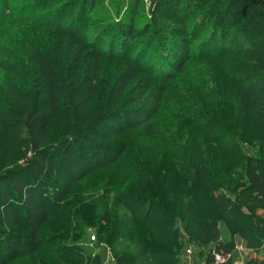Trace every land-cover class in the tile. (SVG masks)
I'll return each mask as SVG.
<instances>
[{"label":"trees","instance_id":"1","mask_svg":"<svg viewBox=\"0 0 264 264\" xmlns=\"http://www.w3.org/2000/svg\"><path fill=\"white\" fill-rule=\"evenodd\" d=\"M201 2L208 6L201 15L214 23L212 37L219 38L203 40L191 52L186 50L184 60L172 61L182 72L175 78L177 84L185 85L182 92L173 88V75L166 77L168 70L146 66L140 57L131 59L113 52L108 56L96 48L91 71L85 68L87 56L83 53L92 47L83 41L76 26L61 19L39 24L56 29L60 38L75 42L81 50L75 64H70L60 46L51 59L32 43L24 53L37 65L35 82L21 90L8 82L0 92L2 155L8 165L18 146L26 155L24 166L7 168L0 175V264L39 252L48 258L43 264L74 260L103 264L102 255L78 258L74 252L83 246H64L52 236L49 242L56 248L44 249L41 229L62 207L70 188L91 171L116 164V180L142 174L136 166L144 164L138 160L131 165L132 170L117 162L127 146L113 149L111 144L135 129L148 131L150 138L159 136L152 118L171 96L178 99L182 110H196L202 118L196 125L188 124L200 136L194 140L196 145L189 147L191 155L182 157L187 168L176 172L180 177L163 200L132 198L130 194L119 197L136 229L131 235L121 233L122 219L102 225L99 233L110 232L96 247L106 244L117 264H180L184 230L196 245L213 244L216 253L232 255L227 262L217 263L212 249L204 257L205 264H234V242L222 239L217 224L222 220L236 229L248 248L260 250L253 218L243 209L250 213L264 210V0ZM102 13L96 18L103 24L107 14ZM229 26L241 33L234 36L235 46H214L233 35L226 30ZM183 42L191 41L184 38ZM102 59L128 66L104 82L100 78ZM140 74H144L143 79L128 92ZM252 121L253 130L249 126ZM211 130L220 134L214 137ZM54 131L61 135L54 136ZM208 146L217 147L223 160L218 162L219 154L203 158V148ZM251 149H256L255 153L251 154ZM169 168L175 170L174 164ZM177 186L181 189L179 198L173 195L178 193ZM79 220L81 226L88 223L82 217ZM250 264L264 262L252 260Z\"/></svg>","mask_w":264,"mask_h":264},{"label":"rangeland","instance_id":"2","mask_svg":"<svg viewBox=\"0 0 264 264\" xmlns=\"http://www.w3.org/2000/svg\"><path fill=\"white\" fill-rule=\"evenodd\" d=\"M43 4L47 5L42 6ZM207 8L208 6L203 5L201 0H53L52 2L0 0V92L6 88L8 82L20 90L32 86L35 82L37 65L29 53H24L25 48L29 49L32 43L51 59L60 46L64 53H67L70 64H75L81 50L79 45H75V42L67 38H60L56 29L39 25L44 24V21L55 23L58 19L69 26H76L83 41L92 47L83 53V56H87L85 68L94 70L96 48H100L108 56L113 52L131 59L140 57L141 63L145 65L168 70L166 77L173 75L174 78L170 79L173 88L182 92L185 85L177 84L175 79L182 76V72L181 69L173 66L172 61L184 60L186 50L191 52L197 45L203 43V40L216 41L219 38L212 37L214 30L210 29H213L214 23L201 15V10ZM100 12L107 14V20L103 24L98 23L96 18ZM231 20L230 17L229 21ZM226 30L233 35L223 37L222 43H215L214 46L219 48L235 46L234 36L241 35L239 28L229 26ZM192 32L195 35H192ZM184 38H189L191 42L184 44ZM173 47L175 49H172ZM4 52H8L7 55ZM126 66L128 63L102 59L100 78L105 82ZM143 77L144 74H140L132 82L128 92H131L133 86ZM98 87L100 88L101 85ZM128 92H124L122 100ZM179 104L178 99L171 96V99H168L152 118L153 127L159 136L150 138L147 136L148 131L135 129L124 132L111 144L113 149L127 146L117 162H121L122 168L130 166L132 170L131 165L138 160L144 164V167L136 166L143 171L141 175H128L116 180L117 168L116 164H112L91 171L85 179L70 188L62 207L49 216L48 222L41 229L40 236L44 239V249L56 248L55 244L49 242L52 236L64 246H83V250L74 252L78 258L100 254L105 260L108 257L107 250L110 248L106 244L101 245V248L96 246L98 240L106 237L110 230L99 233V227L122 219L118 230L126 235L133 233L136 229L134 221L118 198L130 194L132 198L163 200L170 193L174 180L180 177L176 172H184L187 168L182 163V157L188 158V155H191L190 152L188 153L189 147L195 146L197 141L194 140L200 136V132L196 131L193 125L188 124L196 125L202 118L196 114L198 113L196 110H182ZM121 105L122 102L119 103V106ZM249 126L251 130L255 129L253 121L249 122ZM211 132L214 137L220 134L214 130ZM60 135L61 133L54 131V136ZM3 143L0 140V175L7 168L24 166L26 163L25 149L18 146L11 153V163L8 165L2 155ZM255 150L251 149L250 153H255ZM202 153L203 158H209L210 154H219L217 147L211 146L204 147ZM220 160H223L221 154L218 155V162ZM170 164H174L175 170H170ZM177 190L178 193L173 195L179 198L180 187L177 186ZM243 211L253 218L254 232L260 239V250L255 252L249 248L244 264H250L252 260L264 262V210H258L256 213H250L247 209ZM210 213H213L212 209ZM95 215H97L96 219ZM81 217L88 221L85 226L77 222ZM103 219L105 222H102ZM217 224L222 239L232 240L234 248L237 244L246 245L233 226L222 220ZM182 232L184 246L180 264H202L205 262L204 257L207 252L212 249L218 263L229 260L220 262L215 245L198 246L186 231L182 230ZM93 236L96 238L95 241L92 239ZM188 249L192 250L190 257L187 256ZM110 251L112 252L111 249ZM47 260L44 252H39L28 257H20L10 264H43ZM63 264H79V261H64ZM110 264H117L116 260Z\"/></svg>","mask_w":264,"mask_h":264},{"label":"built area","instance_id":"3","mask_svg":"<svg viewBox=\"0 0 264 264\" xmlns=\"http://www.w3.org/2000/svg\"><path fill=\"white\" fill-rule=\"evenodd\" d=\"M92 239H93V241H95L96 240L95 236H93ZM248 250H249V248L247 245L237 244L235 249H234V252L236 254L235 259L236 258L237 259L236 260L234 259V264H244V259L246 257ZM107 251H108V257H106V259L103 261V264H110L111 262L115 261V258L112 255V252L110 251V249ZM191 255H192V250L188 249L187 250V256L190 257ZM218 255H219L220 262L227 261L228 259H230L232 257L231 254L225 255V257H223L220 254H218ZM202 264H205V262L204 263L202 262Z\"/></svg>","mask_w":264,"mask_h":264},{"label":"crops","instance_id":"4","mask_svg":"<svg viewBox=\"0 0 264 264\" xmlns=\"http://www.w3.org/2000/svg\"><path fill=\"white\" fill-rule=\"evenodd\" d=\"M243 241H244V240H243ZM244 242H245V241H244ZM247 254H248V252H247ZM247 254H246V255H247Z\"/></svg>","mask_w":264,"mask_h":264}]
</instances>
